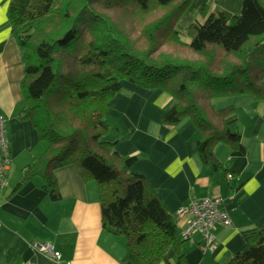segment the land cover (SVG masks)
<instances>
[{
  "label": "trees",
  "instance_id": "16d2710c",
  "mask_svg": "<svg viewBox=\"0 0 264 264\" xmlns=\"http://www.w3.org/2000/svg\"><path fill=\"white\" fill-rule=\"evenodd\" d=\"M192 1H8L24 63L19 115L45 144L14 189L39 176L56 200L54 170L74 165L97 184L103 228L126 239L121 264H189L175 217L131 169L136 156L119 154L106 138L105 112L123 81L170 94L163 120L194 124L197 154L213 172L225 171L216 144L244 151L231 127L235 111L217 112L213 102L246 93L264 98V0H242L239 13L210 12L181 33L179 19ZM244 238V251L216 264H264V228Z\"/></svg>",
  "mask_w": 264,
  "mask_h": 264
},
{
  "label": "crops",
  "instance_id": "0c3cea01",
  "mask_svg": "<svg viewBox=\"0 0 264 264\" xmlns=\"http://www.w3.org/2000/svg\"><path fill=\"white\" fill-rule=\"evenodd\" d=\"M8 1L0 0V113L6 118L10 140L7 184L0 190V264H121L126 239L103 228L97 184L83 180L74 165L54 170L56 200L49 197L39 176L14 189L24 166L44 151L45 144L38 140L31 122L19 115L24 63L11 36ZM241 5L242 0H193L179 19V31L219 9L239 13ZM122 85L108 102L106 138L119 154L136 156L131 169L145 176L168 212L175 216L179 206L197 198L221 196L224 200L230 223L214 227L212 249L202 248L198 233L185 240L182 252L188 263H222L244 251V235L264 228V98L246 93L213 102L217 112L235 111L231 127L240 133L244 147L240 151L216 144L214 154L225 171L213 172L197 154L199 132L194 124L188 119L163 120L171 100L166 90L126 81ZM228 172L232 177H227ZM176 223L180 231L183 219ZM43 243L60 252L59 261L34 247Z\"/></svg>",
  "mask_w": 264,
  "mask_h": 264
},
{
  "label": "built area",
  "instance_id": "2783aa9c",
  "mask_svg": "<svg viewBox=\"0 0 264 264\" xmlns=\"http://www.w3.org/2000/svg\"><path fill=\"white\" fill-rule=\"evenodd\" d=\"M10 162V140L6 132V118L0 113V190L6 186V173ZM232 177V173H227ZM221 196L203 197L191 200L179 206L175 211L176 219H183L184 226L180 230L183 239H191L194 233L200 234L203 249H212L215 244L216 225H228L230 218ZM40 252L50 255L59 261L61 254L50 243L35 244Z\"/></svg>",
  "mask_w": 264,
  "mask_h": 264
}]
</instances>
